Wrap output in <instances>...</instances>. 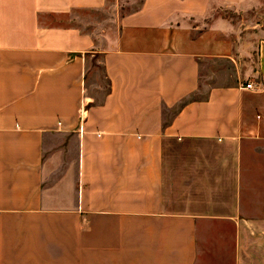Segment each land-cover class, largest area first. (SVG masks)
<instances>
[{"label":"crops","instance_id":"1","mask_svg":"<svg viewBox=\"0 0 264 264\" xmlns=\"http://www.w3.org/2000/svg\"><path fill=\"white\" fill-rule=\"evenodd\" d=\"M111 10L0 0V264H264V41Z\"/></svg>","mask_w":264,"mask_h":264},{"label":"rangeland","instance_id":"2","mask_svg":"<svg viewBox=\"0 0 264 264\" xmlns=\"http://www.w3.org/2000/svg\"><path fill=\"white\" fill-rule=\"evenodd\" d=\"M111 2L112 10L110 11L112 19H117L119 16L129 18V21H137L141 18H151L152 15L158 12L162 15L164 12L186 11L197 24L196 20H200V26H207L215 19H224L234 25L238 37L242 38V42L247 43L250 40L264 41L261 35H258L264 30V0H257L254 7L250 10L241 11L235 5V1L240 0H223L224 6L218 5L216 0H159V4H154L153 0H108ZM149 1L151 3H149ZM237 4V3H236ZM153 5V7H152ZM245 8V7H244ZM192 14V15H191ZM149 15V16H148ZM244 39V40H243ZM90 85H101V89H97V94L93 97L96 101H100L105 95L108 87L104 81L102 71L98 65H95ZM226 75V79L221 81L217 79L219 75ZM234 75L232 66L228 63H218L209 65L207 71L202 72V90L194 96L195 99L205 97V94L210 86L230 83L234 79L229 76ZM100 79V80H99ZM208 79V80H207ZM94 89V88H92Z\"/></svg>","mask_w":264,"mask_h":264},{"label":"built area","instance_id":"3","mask_svg":"<svg viewBox=\"0 0 264 264\" xmlns=\"http://www.w3.org/2000/svg\"><path fill=\"white\" fill-rule=\"evenodd\" d=\"M246 88H247V89H252L253 86H252V84L249 83V84L246 85Z\"/></svg>","mask_w":264,"mask_h":264}]
</instances>
